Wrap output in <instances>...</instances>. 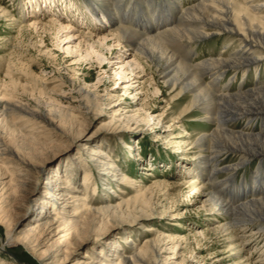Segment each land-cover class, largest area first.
Instances as JSON below:
<instances>
[{
  "label": "rangeland",
  "instance_id": "374dc122",
  "mask_svg": "<svg viewBox=\"0 0 264 264\" xmlns=\"http://www.w3.org/2000/svg\"><path fill=\"white\" fill-rule=\"evenodd\" d=\"M23 1L0 0V8L22 21L19 15ZM181 1L187 6L192 0ZM67 2L68 5L72 2L76 8L83 7L82 0ZM157 2L154 7L148 5L144 13L138 9L136 19L152 20V16L168 5L167 0ZM64 6L61 7L63 14L47 12L43 16L45 30L30 25L37 17L33 9L27 11L29 17L23 29L7 18L0 19V99L5 95L15 107H20L19 111L22 106L21 111L26 112L21 115L9 113L8 122L0 128V144L7 152L9 150L0 159V183L7 182L6 177L15 176L14 187L8 189L11 195L4 194L0 199V208L8 213L7 221L0 225V243L13 229L18 232L34 223V216L40 214L43 202L47 200L43 196L45 183L55 181V174H60L73 182V195L80 194L87 209L95 210L121 200L127 203V209L118 214L107 211L86 213L80 226L86 243L75 248L76 252H69L67 261H63V256L57 264H72L86 255H94L92 249L108 255L112 242H118L126 248V255H130L131 249L123 243L125 239L143 250L149 264H154L153 250L146 243L156 240L159 232L165 237L188 238V241H178L179 244L174 245L161 240L157 264H236L233 258H226L228 254L222 255L218 235L207 231L211 216L203 208L204 196L192 193L189 186L177 191L173 188L182 177L188 179L184 166L192 164L190 142L204 130L199 123L191 121L195 114L180 118L188 100H176L177 92L164 84L156 65L145 59L139 63L135 47L126 43L117 45L112 39L101 42L109 30L107 23L105 28L108 30L104 32L90 29L70 13L73 11L70 6ZM62 15L77 29L55 30L49 22L55 18L54 24L59 27ZM136 19L132 23H136ZM70 34L75 38L71 39ZM226 44L228 41L221 38L198 45L193 63L223 52L227 58L236 45L226 50L223 49ZM138 63L141 67L136 65ZM234 74L229 71L219 81V92L223 93L227 84L231 85L225 93L232 95L254 88L264 78V68L257 74L256 70H250L246 76L234 77ZM209 78L205 77V83H211ZM42 115L47 123L38 118ZM231 129L241 130L243 124L234 123ZM85 146L109 155L112 163L117 164L118 172L122 173L119 177L126 176L129 182L117 186L109 180L119 177L110 175L109 180H104L99 172L107 165L100 164L102 158L97 159L99 163L92 162L88 151L83 150ZM18 158L34 168L32 174L23 179L19 176L23 165ZM227 159L222 165L236 161L235 157ZM253 166L255 169L256 165ZM8 168L11 174L6 172ZM239 172L248 176L251 169ZM219 177L224 178L225 173H220ZM134 180L150 190L145 197H138L137 187H130ZM156 181L169 183V186L153 188ZM240 181L241 175L237 184ZM79 190L83 195L78 193ZM167 195L169 200H165ZM58 201L53 198L54 204ZM176 212L180 213L179 218L171 219V214ZM142 214H147V219L135 222ZM216 220L223 221L221 217ZM120 223H124L121 228ZM153 228L158 232H147ZM204 232H207L206 237L202 236ZM96 237L100 242H94ZM72 243L74 247L77 245L76 241ZM263 246L264 243L259 242V247ZM40 248L39 257L46 250L53 254L58 246ZM7 249L15 252L17 261L37 264L22 245ZM254 251L250 247L245 253ZM4 255L13 257L9 252Z\"/></svg>",
  "mask_w": 264,
  "mask_h": 264
},
{
  "label": "bare ground",
  "instance_id": "6f19581e",
  "mask_svg": "<svg viewBox=\"0 0 264 264\" xmlns=\"http://www.w3.org/2000/svg\"><path fill=\"white\" fill-rule=\"evenodd\" d=\"M57 1L58 3L53 0H25L19 15L22 21L1 8L0 19L7 18L23 29L29 17L27 11L33 9L37 17L30 25L37 29L41 26L40 30H45L47 27L42 23V18L47 12L61 13L62 6H70L73 9L70 13L76 15L82 25L96 31L104 32L109 29L101 42L112 39L117 45L126 43L129 47L137 49L135 53L139 63L145 59L149 64L156 65L164 84L171 87L173 92H177L176 100H188L180 118L195 114L196 117L191 121L204 128L200 135L190 142L192 164L184 166L188 179L182 177L179 182H175L174 191L189 186L192 193L204 196L203 208L209 211L211 216L207 231L218 235L222 255L228 254L226 258H233L236 264H264V246L259 247V242L264 243V78L261 81L259 78L260 83H256L254 88L235 95L225 93L231 84L224 86L223 93L218 90L219 81L223 80L229 71L234 72V77H237L242 74L246 76L250 70H256L257 74L259 69L264 68V0H192L187 6H183L181 0H167L168 5L156 16H152V20H137L136 13L138 9L144 13L148 5L154 7L158 3L157 0H82L83 7L80 8H76L72 2L68 5L67 0ZM135 19L137 22L132 23ZM55 21L57 20L53 18L49 23L59 32L77 29L72 21L63 15L59 27L54 24ZM73 35L70 34L71 39L75 38ZM221 38L225 42L228 41L223 49L227 50L236 45L235 52L230 53L227 58L223 52L203 62L193 63L195 48L198 45L209 44L210 41ZM139 63L136 65L141 67ZM206 76L211 77V83H205ZM4 87L9 88L7 85ZM6 98L4 95L3 99H0V128L8 122L9 113L26 114L21 111L22 106L19 111L20 107H15ZM38 118L47 123L45 116ZM234 123H242L243 129H231ZM6 150L0 144V159L9 152ZM83 150L88 151L92 162L99 163L97 159L102 158L100 164L103 167L107 165L106 169L99 172L104 180H109V175L112 178L122 175L118 172L117 164H113L111 157L102 150L88 146L83 147ZM228 157H235L236 161L222 165ZM21 159L18 158L23 165L19 176L23 179L24 176L32 174L34 168ZM253 165H256L255 169ZM193 167L196 170H192ZM246 169H251V172L248 176H242L239 171ZM5 170L7 173L10 171L9 168ZM222 172L225 173L224 178L219 177ZM240 175L241 181L237 184ZM14 177H6L9 180L0 183V199L4 194L11 195L8 189L14 187ZM55 179L45 183L43 196H46L47 200L43 202L40 214L34 216V223L18 232L16 228L13 229L0 243V264H30L17 261L13 255L15 252L7 249L15 245H22L37 264H57L63 256V261H67L69 252H76L75 248L86 243L82 239L80 227L86 213L107 211L118 214L127 209V203L121 200L89 210L82 204L84 198L80 194L73 195L75 187L71 180L60 174H55ZM109 181L121 186L129 182V178L125 176ZM23 182L24 180L22 184ZM164 184L169 186V183L156 181L153 188ZM131 186L137 187L138 197H145L150 191L136 180L132 181ZM78 193L83 195L82 190ZM55 197L60 202L54 204ZM165 200H169L168 195ZM7 216V210L0 208V225L7 221ZM179 216L180 213L176 212L171 214V219ZM217 217H221L223 221H215ZM145 219L147 214H142L135 222ZM123 224L120 223L119 227ZM147 232H158V229L153 228ZM206 235L207 232L202 234L203 237ZM178 239L173 236L165 237L159 232L156 240L148 241L146 246L152 248L154 253L153 263L157 264L160 257L161 240L173 242L174 245L179 244L178 241H188V238ZM72 241L77 242L75 247ZM94 242H100L99 237H96ZM123 243L131 249L130 255H126V248L118 242H112L109 244L108 255H102L92 249L94 255H86L72 264H149L143 250L132 244L129 239H125ZM54 245L58 248L53 254L46 250L39 257L40 247L46 249L47 246ZM250 247L255 251L245 253ZM6 252L13 257L4 255Z\"/></svg>",
  "mask_w": 264,
  "mask_h": 264
}]
</instances>
